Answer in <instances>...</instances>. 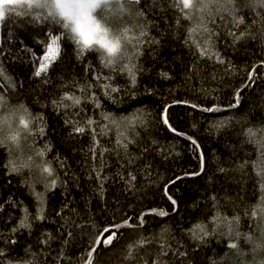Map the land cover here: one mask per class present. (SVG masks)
<instances>
[{
  "label": "trees",
  "instance_id": "obj_1",
  "mask_svg": "<svg viewBox=\"0 0 264 264\" xmlns=\"http://www.w3.org/2000/svg\"><path fill=\"white\" fill-rule=\"evenodd\" d=\"M160 2L167 7L163 0ZM238 3H242V0H238ZM139 7L146 10L149 21L158 22L151 29V35L160 39L161 43L146 50L140 58L139 64L145 71L138 76L135 88L123 91L128 87V81L125 76L118 75L113 83L122 91L114 94L116 102L101 99L103 110L117 118L137 114L143 117L146 124L136 127L138 135L128 133L129 138L134 136L135 139V143L128 145V155L117 147L115 129L105 137H98L101 146L108 149L103 155V175L109 177L104 185L103 197L95 178L89 179L93 164L99 167L100 149H97V160L93 162L89 152L91 136L71 134L72 128L64 122L63 112L54 111L50 103L64 92L80 95L73 85L92 79L93 73H85V64L99 67L98 55L89 53L83 61L78 60L73 46L69 44L66 55L49 73L48 84H41L38 78L30 75L31 61L26 56L23 63L9 61L6 64L7 72L23 82L19 95L9 93L11 102L16 104L22 101L33 114L41 113L45 117L46 135L37 137L34 147L39 149L46 143L50 144L52 151L47 153L46 158L53 161L52 166L60 179L67 180L68 177L64 176L65 169H61L55 161L56 156L67 160L71 166L69 175L76 177L75 181L68 180L66 189L58 186L46 194L48 219L34 222L31 234L22 229L15 236V245L0 243V248L7 250L6 259L31 261L32 264H57L55 258L63 249L65 257L70 259H64L59 264H82L79 259L81 254L86 253L90 240L101 227L119 223L126 217H132L136 222L135 218L140 213L155 208L166 210L170 215H148L145 216L143 228L122 229L124 238L120 245L99 251L94 264H144L145 261L153 264L154 258L159 264H213L214 260L218 264H233V260L227 259L231 255L227 248V237L209 236L206 243L198 244L187 235V229L197 222H203L211 229L213 225L210 221L217 211L229 219L239 215V229L244 233L250 230L254 232L256 223L264 225L259 214L255 221L250 215H245L260 206L264 193L260 191L259 177L251 163L241 168L245 160L251 162L257 159L256 146L246 142L243 133L248 127L259 125L264 120V69L258 68L261 78L256 79L253 87L241 92L240 108H229L234 101L235 90L245 81L247 71L254 63L264 59V34L260 27L252 28L255 39L246 37L233 46V38L227 34L230 23L226 25L217 20L219 27L209 25L220 33L215 38L217 50L235 66L234 71L226 73L223 66L198 59L195 50L184 45L185 28L188 27L186 21H182V26L177 30L160 20L159 8H153L150 0H141ZM242 14L246 23L250 24L251 13L245 10ZM111 15L114 13L109 14V18ZM167 16L171 24L172 13L168 12ZM42 27L45 25L19 21L10 25L3 37L5 50L18 51L21 42H31L34 32ZM243 30L242 25L236 31ZM7 31L12 32L11 39L7 38ZM103 71L108 73L107 69ZM161 72H167L173 78L162 79L159 75ZM213 75L216 79H212ZM97 94L100 95L99 92ZM191 104L201 108L219 106L221 111L205 112L201 108H192ZM83 107L87 115H93L90 103ZM166 107L169 124L193 136L203 151L205 172L199 176H185L186 172L199 171V153L185 137L175 135L163 124L161 114ZM73 111L70 109L69 115ZM100 112L101 109L95 110V119L101 120ZM221 121L228 123L219 129L214 127ZM161 149L164 151L161 152ZM24 154H32V150L25 147ZM8 158V152L0 148V204H4V211L0 212V230L5 232L16 225L22 215L19 206L5 203L9 198L18 205L23 202L32 215L36 214V200L22 182L28 172L25 171L23 176L8 175L4 167ZM130 159L131 164L128 163ZM221 168L225 171L221 172ZM129 171L137 177L134 188L127 187L117 175L122 173L126 177ZM177 176L183 178L168 187V192L177 200V211H173L164 195V187ZM36 191L44 192V186L37 184ZM213 196L216 197L215 201L211 199ZM65 203L68 208L64 209L62 216H58L57 212ZM67 231L73 233L71 238L64 235ZM43 233L52 234L50 246L40 243L44 238ZM141 236L151 238L153 242L137 249L135 260H125L126 245ZM64 239H68L67 245L62 244ZM163 240L173 245L167 256L159 255V244ZM177 241L183 245L182 250L188 253L186 257L173 255Z\"/></svg>",
  "mask_w": 264,
  "mask_h": 264
},
{
  "label": "snow or ice",
  "instance_id": "obj_2",
  "mask_svg": "<svg viewBox=\"0 0 264 264\" xmlns=\"http://www.w3.org/2000/svg\"><path fill=\"white\" fill-rule=\"evenodd\" d=\"M80 2L86 7L89 16L96 9H99L98 15L112 29V39H88L85 32L80 28L79 22L70 19L61 10L60 0H2L0 2V148H4L8 152L9 158L4 165L8 175L23 176L25 171L28 172V176L22 182L27 185L36 200L35 215H32L23 202L18 205L11 198L5 201L13 207L19 206L22 213L18 223L8 229L7 232L0 230V243L5 245H15L17 243L15 236L22 229H26L31 234L34 222L47 220L46 194L55 190L58 186L66 189L68 180L75 181L76 179L74 174L69 175L71 166L67 164V160H62L59 156H56L55 161L61 169H65L64 176L68 177L67 180L60 179L58 172L52 166L53 161L46 158L47 153L52 151L50 144L46 143L43 148L39 149L34 147L35 139L46 135L45 117L41 113L33 114L22 101L16 104L11 102L9 93L19 95V91L23 89V82L19 81L14 74L7 72L6 64L9 61L23 63V58L28 57L31 61L30 75L38 78L41 84H48L50 82L49 73L66 55V48L69 44L73 46L78 60L83 61L86 54L89 53L98 55L99 67L85 64V73H93L92 79L83 84L76 82L73 85L78 89L80 95L75 92H64L58 98L52 99L50 103L54 111L63 112L64 122L72 128L71 134H88L91 136L92 144L89 152L93 162L97 160V149H100L99 167L95 163L93 164L89 179L95 178L101 197H103L105 191V182L109 179V177L103 175V155L108 149L101 146L98 137H105L115 129L116 145L124 150L125 155H128V145L135 143L134 136L138 135L135 132L136 127L146 124L141 115L133 114L132 116L117 118L113 113L103 110L104 105L101 97L113 103L116 102L114 94L122 91L118 85L113 83L118 75L125 76L128 81V87L124 88L123 91L136 87L138 76L145 71L143 66L139 64L140 58L144 56L146 50H151L153 46H158L161 43L160 39L151 35V29L156 27L158 22L147 19L146 10L139 7L141 0H123V2L122 0H80ZM150 3L153 8H159L160 20L168 27L174 26L179 30L182 21H186L188 27L185 28L184 45L189 49H194L198 59H206L212 61L215 65L223 66L226 73L234 71L235 66L217 50L215 38H218L220 33L209 25L219 27L217 20L226 25L230 23L231 27L227 29V34L232 36L233 46L246 37L255 39L252 35L254 26H259L261 33L264 34V0H242V3H238V0H163L167 7H164L160 0H150ZM245 10L251 13L250 24L246 23L244 14H242ZM168 12L172 13L171 24L168 21ZM113 13L114 15L109 18V14ZM17 21L45 25V27L34 32L31 42L22 41L19 50L12 52L11 50H5L3 37L5 30L10 25L16 24ZM242 25L244 30L237 32L236 30ZM99 30V26L94 25V31L98 32ZM104 31L107 32V29ZM161 35L163 34L161 33ZM6 36L11 39L12 32L7 31ZM258 68L264 69V59L254 63L251 69L247 71L245 81L235 90L234 101L229 105V108H240L241 92L253 87L256 79L261 78L257 72ZM104 69L108 70L107 74L103 71ZM159 75L166 80L173 78L167 72H161ZM212 79H216V76L213 75ZM89 103L93 109V115L91 116L87 115L83 107V105ZM184 103L188 102L185 101ZM43 106L47 107V105ZM191 107L194 109L201 108L196 104H191ZM70 109L75 110L71 115H69ZM96 109H101V120L95 119ZM201 110L217 112L221 111V108L214 106L201 108ZM82 113H84L83 116ZM161 120L175 135L185 137L194 150L199 153V171L186 172L185 176H199L204 173V154L198 141L193 136L180 132L169 124L167 107L161 114ZM226 123L228 121H221L214 127L219 129ZM129 132L134 134L133 138H129ZM243 135L246 137V142L256 146L257 159L251 162L245 160L241 168L251 163L256 175L259 177L260 191L264 193V120L259 125L248 127ZM29 138H31V142H29ZM25 147L31 149L32 154L25 155ZM163 151L161 149V152ZM128 163L131 164L132 160L130 159ZM220 171L224 172L225 169L221 168ZM117 175L125 182L127 187H135L137 177L133 172L129 171L126 177L122 173ZM182 178L177 176L164 187V195L170 201L173 211H177V200L173 194L168 192V187ZM37 184L44 186V192L36 191ZM211 199L215 201L216 197L213 196ZM262 206H264V195L260 198V206L255 207L250 213L246 212L245 215H250L255 221L259 214L260 219L264 220V207ZM66 208H68L67 203L57 212V215L62 216ZM3 211L4 204H0V212ZM148 215L167 217L170 213L163 209L153 208L140 213L135 218L136 222H133L132 217H126L119 223L113 222L104 225L90 240L86 253L81 254L79 259L82 264H94V258L99 254V251L119 246L124 238L122 229L143 228L146 223L145 216ZM239 222V215L229 219L221 216V213L217 211L211 218L210 223L213 225L211 229L207 224L197 222L187 229V235L198 244L206 243V238L209 236L227 237V248L231 252L227 259L233 260V264H264V225L256 223L254 232L250 230L244 233L239 229ZM164 231L169 230L165 229ZM64 235L71 238L73 233L67 231ZM43 236L44 238L41 239L40 243L50 246L53 239L52 234L43 233ZM68 242V239H64L62 244L67 245ZM152 242L151 238L141 236L135 242L128 243L124 259L135 260L137 249L143 248ZM176 243L177 246L173 255L186 257L188 253L182 250L183 245L179 241ZM159 248V255L167 256L173 245L163 240L159 244ZM6 257L7 250L0 248V264H32L31 261H13L12 259H6ZM55 259L59 264L60 261L70 259V257H65L64 251L61 249ZM144 264H147V261ZM153 264H159V261L154 258ZM213 264H218V262L214 260Z\"/></svg>",
  "mask_w": 264,
  "mask_h": 264
},
{
  "label": "clouds",
  "instance_id": "obj_3",
  "mask_svg": "<svg viewBox=\"0 0 264 264\" xmlns=\"http://www.w3.org/2000/svg\"><path fill=\"white\" fill-rule=\"evenodd\" d=\"M60 8L67 16L79 22L80 28L85 32L88 39L103 40L112 39V29L105 24L104 20L98 15L99 9L88 15L86 7L80 0H60ZM94 25L99 26V31H94ZM107 29V32L104 30Z\"/></svg>",
  "mask_w": 264,
  "mask_h": 264
},
{
  "label": "rangeland",
  "instance_id": "obj_4",
  "mask_svg": "<svg viewBox=\"0 0 264 264\" xmlns=\"http://www.w3.org/2000/svg\"><path fill=\"white\" fill-rule=\"evenodd\" d=\"M0 2H2V0H0Z\"/></svg>",
  "mask_w": 264,
  "mask_h": 264
}]
</instances>
